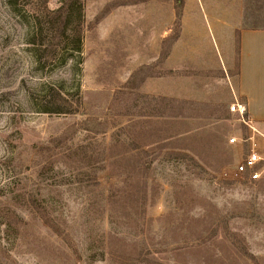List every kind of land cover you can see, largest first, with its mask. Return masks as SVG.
<instances>
[{
    "label": "rangeland",
    "instance_id": "374dc122",
    "mask_svg": "<svg viewBox=\"0 0 264 264\" xmlns=\"http://www.w3.org/2000/svg\"><path fill=\"white\" fill-rule=\"evenodd\" d=\"M63 4L0 0V264H264V138L229 111L264 0ZM133 141L148 185L107 170Z\"/></svg>",
    "mask_w": 264,
    "mask_h": 264
},
{
    "label": "crops",
    "instance_id": "0c3cea01",
    "mask_svg": "<svg viewBox=\"0 0 264 264\" xmlns=\"http://www.w3.org/2000/svg\"><path fill=\"white\" fill-rule=\"evenodd\" d=\"M239 70L236 96L264 138V31L244 30L239 39Z\"/></svg>",
    "mask_w": 264,
    "mask_h": 264
},
{
    "label": "trees",
    "instance_id": "16d2710c",
    "mask_svg": "<svg viewBox=\"0 0 264 264\" xmlns=\"http://www.w3.org/2000/svg\"><path fill=\"white\" fill-rule=\"evenodd\" d=\"M64 4L59 9V11L65 10L66 7L65 1L63 0ZM81 2V0H79ZM81 12V9H80ZM81 24V22H80ZM38 30L39 34L42 33V22H38ZM79 31L75 34V42L77 43L78 49L81 48L82 40H83V28L82 25L79 26ZM64 102H66L65 99H62ZM147 154V161L143 162L145 155V152L143 150V147L140 146V144L136 142H131L130 146L127 147L125 144H121V146L112 144L111 147H109L108 154L106 155V159H108V167L107 170L112 178H120L124 179L125 182H121V184H128L130 178H136L138 179V184H145L148 185V182L150 184L149 175L151 172V164L155 157V149H151ZM102 159V157H101ZM247 175V174H246ZM135 181V180H134ZM147 187V186H146ZM147 191L144 193V198L142 199L144 202V205L147 203ZM123 200V199H122ZM127 200V199H126ZM112 206V205H111ZM120 211H115L113 207H109L108 211L110 212V219L111 220H125L126 217L131 212H127L126 208H123L122 205H120Z\"/></svg>",
    "mask_w": 264,
    "mask_h": 264
},
{
    "label": "built area",
    "instance_id": "2783aa9c",
    "mask_svg": "<svg viewBox=\"0 0 264 264\" xmlns=\"http://www.w3.org/2000/svg\"><path fill=\"white\" fill-rule=\"evenodd\" d=\"M229 111L231 114L237 116L239 122L245 124L250 130H252V134L249 138V141H252L253 135L258 134L250 115L248 114V109L245 104H243L237 97H234L233 103L229 107ZM254 133V134H253ZM239 141H244L238 137H232L229 140L231 145L238 143ZM263 158L253 149L249 151V153L243 158L242 162L238 164L236 173L238 175H246L249 176V180L257 181L263 175V169H260L259 166L263 162Z\"/></svg>",
    "mask_w": 264,
    "mask_h": 264
}]
</instances>
